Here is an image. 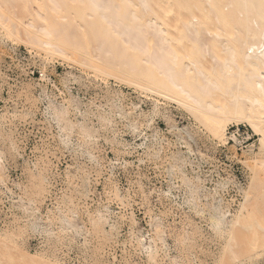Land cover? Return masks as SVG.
Returning a JSON list of instances; mask_svg holds the SVG:
<instances>
[{"label":"bare ground","instance_id":"6f19581e","mask_svg":"<svg viewBox=\"0 0 264 264\" xmlns=\"http://www.w3.org/2000/svg\"><path fill=\"white\" fill-rule=\"evenodd\" d=\"M0 32L47 57L90 69L104 81L113 78L151 98L153 105L147 114L134 102L127 111L119 97L115 110L103 113L99 108H83L81 96L70 88L68 99L61 102L45 91L47 108L67 138L73 133L85 141L104 138L129 154L145 145L157 157L165 145L173 146L165 154L168 175L178 174L185 202L200 214L206 213L210 228L222 237L215 264H264V0H0ZM41 73L47 79L44 69ZM69 78L76 80L73 74ZM27 96L33 103L38 99L30 91ZM161 99L180 107L194 125L231 148L233 157L242 141L235 132L227 136L228 126L246 124L258 136L257 151L254 144L245 150L241 147L247 182L220 177L214 187H207L206 181L211 179L198 166L203 156L189 124L169 125L174 136L171 143L157 130L150 135L138 131L139 116H144L142 125L149 127ZM111 113L120 120L128 119L141 142L129 143L117 135ZM21 116L23 112L15 104L11 110L0 111V194L9 197L13 225L0 231V264H62L48 250L27 253L28 232L45 233L47 240L52 239V226L57 224L69 243L83 236L86 244V235L92 232L110 240L117 233V219L112 216L119 217L108 205L86 206L82 212L75 197L64 192L56 212H41L39 205L52 186L49 161H24L20 182L8 172L13 164L18 166V161L9 158L22 157L13 128ZM70 170H66L65 182L70 185L79 180L73 192L87 198V177ZM228 184L243 195L234 210L220 192ZM114 196L121 200L128 195L116 187ZM164 196L175 195L167 189ZM132 218L131 213L130 238L147 259L156 262L162 253L174 260L164 231L147 234L136 230ZM60 234H55L56 239ZM193 238L194 232H188L180 241L190 243Z\"/></svg>","mask_w":264,"mask_h":264},{"label":"rangeland","instance_id":"374dc122","mask_svg":"<svg viewBox=\"0 0 264 264\" xmlns=\"http://www.w3.org/2000/svg\"><path fill=\"white\" fill-rule=\"evenodd\" d=\"M42 69L45 70L47 79H42ZM69 74H73L76 80L69 78ZM68 88L70 92L81 96L83 108H99L103 113L115 110L118 97L127 111L131 110L130 102L139 104L146 114L153 105L151 98L131 86L116 82L113 78L104 81L90 69L47 57L28 46L11 41L0 32V111L11 110V106L15 104L23 112V116L15 119L13 124L16 130L14 136L22 157H15L14 160L9 158V161H18V166L13 164L9 167L12 179L21 181L20 167H24V161H49L52 186L39 205L43 214L48 209L57 211V202H60L64 192L75 197V203L82 212L86 206L93 208L108 205L119 217L112 216L113 220L117 219V233L110 240L104 234L92 232L86 235V244H83V236L69 243L68 238L58 232L57 224L52 226V239L47 240L45 233L28 232L24 245L27 253L48 250L62 264H215L222 237L210 228L206 213L200 214L185 202V189L178 174L168 175L169 161H165V154L173 151L174 147L165 145L160 157H157L152 151L148 152L145 145L137 146L129 154L104 138L95 142L85 141L77 133L67 138L64 132H60L47 108L45 91L51 92V96L61 102L68 99ZM29 91L38 98L36 102L27 99ZM157 106V113L149 127L142 125L144 116H139L138 131L150 135L157 130L171 143L174 136L169 125L173 122L179 126L189 124L197 149L203 156L199 157L201 161L198 166L211 179L206 181V186L214 187L220 177V180L229 178L242 184L247 182L248 172L240 162L244 156L241 147L245 150L247 146L254 144L253 148L257 151L258 136L246 124L231 123L228 126L227 136H230V132H235L242 141V146L237 145L236 157H233L231 148L213 140L205 128L194 125L193 119L180 107L162 99ZM114 120L117 135H121L129 143L134 140L136 143L141 142V137L135 136L129 127L128 119L120 120L114 116ZM94 122L98 128L96 120ZM69 168L78 176L87 177V198L73 192L79 180L70 185L65 182L66 170ZM195 170L198 168L195 167ZM116 187L128 196L121 200L116 198ZM12 188L18 192L15 187ZM167 189L175 196H164ZM224 190L220 192H223L225 201L230 203L231 210L236 209L242 200V193L232 184H228ZM131 213L136 230L147 234H161L164 231L169 253L176 256L174 260L164 257L162 253L157 256L156 262L147 259L146 254L130 238ZM11 219L9 197L0 194V231L13 228ZM105 228L109 230L107 225ZM188 232H194L193 240L182 243L180 238ZM55 234H60L57 239Z\"/></svg>","mask_w":264,"mask_h":264},{"label":"built area","instance_id":"2783aa9c","mask_svg":"<svg viewBox=\"0 0 264 264\" xmlns=\"http://www.w3.org/2000/svg\"><path fill=\"white\" fill-rule=\"evenodd\" d=\"M32 73V72H31Z\"/></svg>","mask_w":264,"mask_h":264}]
</instances>
